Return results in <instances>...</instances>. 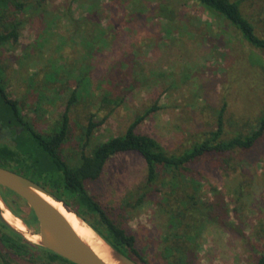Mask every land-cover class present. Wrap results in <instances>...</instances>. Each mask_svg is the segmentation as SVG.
Instances as JSON below:
<instances>
[{
  "label": "rangeland",
  "instance_id": "1",
  "mask_svg": "<svg viewBox=\"0 0 264 264\" xmlns=\"http://www.w3.org/2000/svg\"><path fill=\"white\" fill-rule=\"evenodd\" d=\"M31 1L35 5L20 13L28 20L20 42L0 49L7 92L45 132L61 120L73 90L82 88L80 79L87 81L70 111L72 131L63 156L71 165L83 151L125 133L155 105L159 108L137 129L172 152L190 147L197 133L216 129L225 100L231 135L251 130L264 111V79L253 65L254 60L264 62V53L195 0ZM244 9L263 32L264 0H245ZM92 113L102 123L85 147L84 127ZM187 176L199 181L202 200L222 205L219 213L228 214L226 222H208L203 228L197 264H256L264 248V138L251 150L232 153L230 166L220 167L208 155L191 164ZM146 181V161L131 151L112 157L87 189L137 236L145 264H168L163 248L171 234L170 217L161 204L168 188L149 191L140 207L127 204L138 198ZM20 203L14 206L27 216L32 208L26 200ZM87 217L97 222L95 214ZM0 247L2 264H71Z\"/></svg>",
  "mask_w": 264,
  "mask_h": 264
},
{
  "label": "trees",
  "instance_id": "2",
  "mask_svg": "<svg viewBox=\"0 0 264 264\" xmlns=\"http://www.w3.org/2000/svg\"><path fill=\"white\" fill-rule=\"evenodd\" d=\"M195 1L227 20L249 45L264 53V25L263 32H259L258 25L245 12V0ZM40 3L39 1V5ZM34 5L31 0H0V47L20 42L22 30L28 21L20 13ZM99 28L98 26L99 35H102ZM84 40L87 45L93 46L94 43L90 44L87 36ZM253 65L258 67L264 79V62L261 59L254 60ZM56 73L54 72L55 75ZM80 82L82 88L73 90L61 120L51 131L43 132L37 130L35 124L24 114L20 100L9 96L5 67L2 72L0 70V118L6 121L11 119L25 125L23 134L18 137L17 146L0 145V165L42 184L70 204L114 248L140 264H145L136 246L137 236L128 227L117 223L87 189V182L99 179L112 157L124 152H139L147 164V181L138 198L127 200V204L134 208L140 207L146 201L149 191L155 187L158 191H162L164 187L168 188L161 204L169 214L171 234L165 239L163 257L168 264H197L203 228L208 222H226L228 214L219 213L217 207L220 204L207 203L199 197V181L194 178L188 179L187 171L191 164L208 155L215 156L218 166L227 167L231 165L232 153L237 149H253L264 138V111L251 130L231 135L226 131L228 102L225 100L218 112L216 129L197 133V138L190 147L181 152H172L157 138L137 129L152 111L159 108L155 105L140 114L125 133L96 144L89 152L83 151L79 162L71 165L62 156L61 149L69 140L72 131L70 111L79 101L82 91L87 89V81L81 78ZM88 121L84 127L85 147L89 145L95 130L102 123L95 120L94 113L90 114ZM162 173L167 175H164L161 182ZM159 183L163 184L162 188L158 187ZM63 191L74 199V203L64 198ZM0 194L14 214L21 216L30 228L39 229L38 218L32 209L30 215L24 217L22 210L14 206L15 203L19 204L24 200L21 196L3 186H0ZM87 213L95 214L98 223L89 219ZM100 225L104 226V229ZM0 244L20 256L31 254L35 257V254L39 255L40 252V256L46 261L75 264L44 246L27 240L10 229L1 219ZM2 253L0 247V257ZM256 264H264V248L257 255Z\"/></svg>",
  "mask_w": 264,
  "mask_h": 264
},
{
  "label": "water",
  "instance_id": "3",
  "mask_svg": "<svg viewBox=\"0 0 264 264\" xmlns=\"http://www.w3.org/2000/svg\"><path fill=\"white\" fill-rule=\"evenodd\" d=\"M0 186L14 191L27 201L32 210L35 212L39 221V229L38 231L33 232V235L39 234L40 238L33 240L28 238L22 230L12 225L5 218L1 206L2 200L0 197V219L10 229L21 234L27 240L44 246L45 248L59 254L60 256L70 260L75 264H110L77 233L66 216L49 200H47L43 196V193L51 196L59 202H63L64 206L68 210L75 212L81 220L89 224L66 201L56 196L54 193L49 191L46 187L36 182L32 178L1 165ZM92 229L98 233L94 227H92ZM104 240L112 248V253L117 261V264H140L132 257L114 248L106 239Z\"/></svg>",
  "mask_w": 264,
  "mask_h": 264
},
{
  "label": "bare ground",
  "instance_id": "4",
  "mask_svg": "<svg viewBox=\"0 0 264 264\" xmlns=\"http://www.w3.org/2000/svg\"><path fill=\"white\" fill-rule=\"evenodd\" d=\"M3 193V192H1ZM17 195V194H16ZM1 196V194H0ZM18 196V195H17ZM43 196L49 200L54 206H56L69 220V222L72 224L74 229L77 231V233L87 242L89 243L92 248L102 257L104 258L108 263L110 264H117L116 259L113 256L112 248L107 244V242L103 239L102 236H100L95 230L92 229V227L81 220L77 214L73 211L68 210L63 202H59L52 198L51 196H48L43 193ZM11 197V196H10ZM5 198V197H4ZM23 199V198H22ZM21 199V200H22ZM1 206L4 212L5 218L15 227L22 230L26 236L30 239H39L40 235L35 234L33 235V230L24 222L22 217L20 218L16 214L13 213V211L6 205V203L3 200V197L1 196ZM19 202V201H17ZM27 204V203H26ZM21 205V203H20ZM24 205V204H23ZM22 205V206H23ZM70 205V204H69ZM27 206V205H26ZM71 206V205H70ZM30 210V209H29ZM30 212V211H29ZM30 215V214H29ZM24 216V215H23ZM25 217V216H24ZM34 219V217H33Z\"/></svg>",
  "mask_w": 264,
  "mask_h": 264
},
{
  "label": "flooded vegetation",
  "instance_id": "5",
  "mask_svg": "<svg viewBox=\"0 0 264 264\" xmlns=\"http://www.w3.org/2000/svg\"><path fill=\"white\" fill-rule=\"evenodd\" d=\"M3 48V46L0 47V49ZM0 70L3 71V65L1 64L0 60ZM3 74V73H2ZM25 129V125L19 123V122H13V120L8 119L2 120L0 118V145L5 144L11 147L17 146L18 144V137L19 135L23 134ZM65 146L61 149V154L63 156ZM64 157V156H63Z\"/></svg>",
  "mask_w": 264,
  "mask_h": 264
}]
</instances>
